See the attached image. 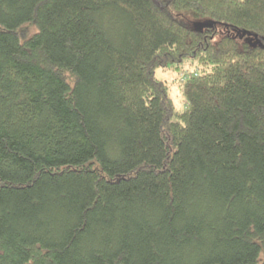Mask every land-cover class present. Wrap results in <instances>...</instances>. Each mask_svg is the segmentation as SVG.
<instances>
[{
    "label": "trees",
    "instance_id": "trees-1",
    "mask_svg": "<svg viewBox=\"0 0 264 264\" xmlns=\"http://www.w3.org/2000/svg\"><path fill=\"white\" fill-rule=\"evenodd\" d=\"M0 264H264V0H0Z\"/></svg>",
    "mask_w": 264,
    "mask_h": 264
},
{
    "label": "rangeland",
    "instance_id": "rangeland-1",
    "mask_svg": "<svg viewBox=\"0 0 264 264\" xmlns=\"http://www.w3.org/2000/svg\"><path fill=\"white\" fill-rule=\"evenodd\" d=\"M208 25L210 24V22L208 21H204L201 23H196V26L199 28H205L204 25ZM202 25V26H201ZM34 28L31 29V33L34 32ZM222 29H220L221 31ZM249 41L252 42V40L250 39ZM186 70L188 71H192V72H196V67L192 66V67H187ZM185 70V71H186ZM199 72V71H198ZM157 78L161 79V80H166L167 82L170 83L171 85V92H172V96L175 102V106L179 109V110H183L184 108V101H183V97L181 96V90L179 87V78L180 75L174 74L172 72H162L161 70H159L157 72Z\"/></svg>",
    "mask_w": 264,
    "mask_h": 264
},
{
    "label": "built area",
    "instance_id": "built-area-1",
    "mask_svg": "<svg viewBox=\"0 0 264 264\" xmlns=\"http://www.w3.org/2000/svg\"><path fill=\"white\" fill-rule=\"evenodd\" d=\"M197 75H198L197 72H194V73H193V76H194V77L197 76ZM188 77H189V73H188V72H185V73L181 76V81H182V82L185 81L186 79H188Z\"/></svg>",
    "mask_w": 264,
    "mask_h": 264
},
{
    "label": "water",
    "instance_id": "water-1",
    "mask_svg": "<svg viewBox=\"0 0 264 264\" xmlns=\"http://www.w3.org/2000/svg\"><path fill=\"white\" fill-rule=\"evenodd\" d=\"M213 25V23L212 22H210V24H208V25H204V27H211ZM202 26V25H201ZM256 38V37H255Z\"/></svg>",
    "mask_w": 264,
    "mask_h": 264
},
{
    "label": "flooded vegetation",
    "instance_id": "flooded-vegetation-1",
    "mask_svg": "<svg viewBox=\"0 0 264 264\" xmlns=\"http://www.w3.org/2000/svg\"><path fill=\"white\" fill-rule=\"evenodd\" d=\"M252 43V42H251Z\"/></svg>",
    "mask_w": 264,
    "mask_h": 264
}]
</instances>
